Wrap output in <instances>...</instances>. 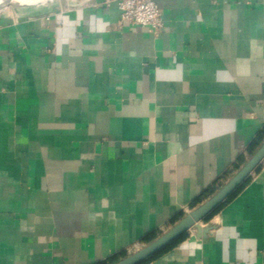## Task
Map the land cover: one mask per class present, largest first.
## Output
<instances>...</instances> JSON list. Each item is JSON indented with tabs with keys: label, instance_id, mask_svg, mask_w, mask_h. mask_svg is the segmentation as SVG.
Masks as SVG:
<instances>
[{
	"label": "crops",
	"instance_id": "crops-1",
	"mask_svg": "<svg viewBox=\"0 0 264 264\" xmlns=\"http://www.w3.org/2000/svg\"><path fill=\"white\" fill-rule=\"evenodd\" d=\"M105 1L0 14V264L131 254L260 146L264 0ZM201 224L146 264H264V160Z\"/></svg>",
	"mask_w": 264,
	"mask_h": 264
},
{
	"label": "water",
	"instance_id": "water-1",
	"mask_svg": "<svg viewBox=\"0 0 264 264\" xmlns=\"http://www.w3.org/2000/svg\"><path fill=\"white\" fill-rule=\"evenodd\" d=\"M12 0H6L0 3V14L13 5ZM264 160V141L255 150L251 157L241 166V168L212 196L192 208L179 221H177L169 230L147 243L143 248L128 254L113 264H141L149 258L162 251L173 241L190 229L198 232L202 230V222L216 208L221 206L251 175L258 169ZM207 233L212 230V226L205 228Z\"/></svg>",
	"mask_w": 264,
	"mask_h": 264
},
{
	"label": "built area",
	"instance_id": "built-area-1",
	"mask_svg": "<svg viewBox=\"0 0 264 264\" xmlns=\"http://www.w3.org/2000/svg\"><path fill=\"white\" fill-rule=\"evenodd\" d=\"M105 3L108 6L115 3L124 22L148 27L154 34L164 28L163 13L156 0H106Z\"/></svg>",
	"mask_w": 264,
	"mask_h": 264
},
{
	"label": "trees",
	"instance_id": "trees-1",
	"mask_svg": "<svg viewBox=\"0 0 264 264\" xmlns=\"http://www.w3.org/2000/svg\"><path fill=\"white\" fill-rule=\"evenodd\" d=\"M264 140V129L258 134L256 140L253 142L250 150L251 153H253L254 149H256ZM244 162V160H241V164L242 165ZM239 167V166H237ZM250 180V177L226 200L229 201L231 200L245 185L246 183ZM219 188L218 187H211L209 189H207L205 192H203L199 197H197L193 203L191 204V208L196 207L197 205H199L200 203H202L203 201H205L207 198H209L210 196H212ZM222 206V205H221ZM221 206H219L218 208H216L210 215H208L206 217V220H210V218L218 212V210L221 208ZM185 215L184 212H180L179 214H177V216H175V218L172 220V224H175L177 221H179L183 216ZM187 232L182 234L179 238H177L175 241H173L170 245H168L166 248H164L162 251L158 252L157 254H155L154 256H152L151 258H149L147 261L141 263V264H146L149 261L157 258L158 256H160L161 254H163L164 252L168 251L169 249H171L172 247H174L176 244H178L180 241H182L184 238H186L187 236ZM158 237V234L156 232L151 233L149 235H147L145 237V241L147 243H149L150 241L154 240L155 238ZM127 252H122L116 255H113L109 258H107L104 261L98 262L96 264H113L115 262H117L118 260H120L121 258L127 256Z\"/></svg>",
	"mask_w": 264,
	"mask_h": 264
},
{
	"label": "bare ground",
	"instance_id": "bare-ground-1",
	"mask_svg": "<svg viewBox=\"0 0 264 264\" xmlns=\"http://www.w3.org/2000/svg\"><path fill=\"white\" fill-rule=\"evenodd\" d=\"M5 1L6 0H0V3L5 2ZM46 1H48V0H12L11 3L13 5L19 6V5H30V4H35V3H39V2L46 3Z\"/></svg>",
	"mask_w": 264,
	"mask_h": 264
},
{
	"label": "rangeland",
	"instance_id": "rangeland-1",
	"mask_svg": "<svg viewBox=\"0 0 264 264\" xmlns=\"http://www.w3.org/2000/svg\"><path fill=\"white\" fill-rule=\"evenodd\" d=\"M53 2H58V3H61L62 5L64 6H67V5H74V4H80V3H83L85 2V0H51ZM46 2H50V0L46 1ZM39 3H42V2H39ZM37 3V4H39ZM15 7V6H14ZM14 7H10L6 10H11V8H14ZM186 214V212H184ZM188 213V212H187Z\"/></svg>",
	"mask_w": 264,
	"mask_h": 264
}]
</instances>
